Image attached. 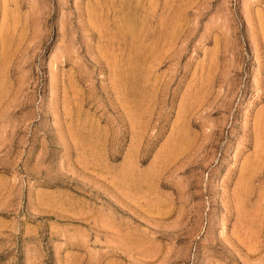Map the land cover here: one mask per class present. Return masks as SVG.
<instances>
[{
    "label": "rangeland",
    "instance_id": "1",
    "mask_svg": "<svg viewBox=\"0 0 264 264\" xmlns=\"http://www.w3.org/2000/svg\"><path fill=\"white\" fill-rule=\"evenodd\" d=\"M0 264H264V0H0Z\"/></svg>",
    "mask_w": 264,
    "mask_h": 264
},
{
    "label": "bare ground",
    "instance_id": "2",
    "mask_svg": "<svg viewBox=\"0 0 264 264\" xmlns=\"http://www.w3.org/2000/svg\"><path fill=\"white\" fill-rule=\"evenodd\" d=\"M132 26L130 25V28H131ZM131 29H134L133 27L131 28ZM131 29H130V31H131ZM133 31V30H132Z\"/></svg>",
    "mask_w": 264,
    "mask_h": 264
}]
</instances>
